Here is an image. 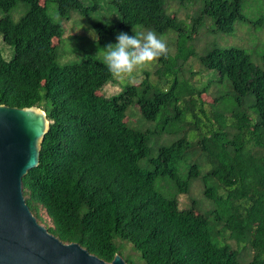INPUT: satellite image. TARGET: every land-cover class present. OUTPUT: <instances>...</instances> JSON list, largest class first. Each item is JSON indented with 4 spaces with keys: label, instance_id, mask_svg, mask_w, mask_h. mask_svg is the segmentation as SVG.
<instances>
[{
    "label": "trees",
    "instance_id": "1",
    "mask_svg": "<svg viewBox=\"0 0 264 264\" xmlns=\"http://www.w3.org/2000/svg\"><path fill=\"white\" fill-rule=\"evenodd\" d=\"M47 1L0 0V104L38 107L49 121L39 162L22 179L37 220L44 210L49 232L105 261L119 253L131 264H264V50L212 42L197 54L187 43L199 28L232 31L245 0H198L189 23L166 0H108L119 19L91 23L99 41L136 28L174 34L153 72L110 94L101 89L115 79L102 59L57 63L65 26ZM53 1L64 21L100 7ZM19 2L27 8L13 20ZM248 24L257 30L264 14ZM190 56L205 81L184 76ZM133 108L140 126L129 122ZM193 170L206 207L178 198L190 194Z\"/></svg>",
    "mask_w": 264,
    "mask_h": 264
},
{
    "label": "water",
    "instance_id": "2",
    "mask_svg": "<svg viewBox=\"0 0 264 264\" xmlns=\"http://www.w3.org/2000/svg\"><path fill=\"white\" fill-rule=\"evenodd\" d=\"M49 121L44 110L0 104V264H131L105 261L77 242H63L29 209L22 179L39 162Z\"/></svg>",
    "mask_w": 264,
    "mask_h": 264
},
{
    "label": "rangeland",
    "instance_id": "3",
    "mask_svg": "<svg viewBox=\"0 0 264 264\" xmlns=\"http://www.w3.org/2000/svg\"><path fill=\"white\" fill-rule=\"evenodd\" d=\"M108 0H86L87 4H99L100 7L95 10H91L87 15H81L78 12H71L70 17L67 21L60 20L56 15L55 3L53 0L47 1V12L53 17L54 20L60 21L65 26V33L62 39L57 43V63L63 64L69 61L80 60L85 55H91L96 58H100L103 60L104 49L106 45L109 43L105 41L94 40L89 35V29H93L91 27V23L95 21L98 17H108L113 19L115 22L118 21L119 16L114 15L113 10L115 9L108 5ZM200 2L195 0V2H185L184 4L173 1L166 0V9L171 14L176 16L178 19L189 23L191 20V16L199 7ZM27 6L19 2L16 4L12 10H10V16L13 20H17L20 15L24 13ZM243 14L244 19L241 21H237L235 23L234 29L230 32H220L218 34H213V32L209 31L208 27L199 28L198 32H193L188 34L190 36V40L187 43H190L193 49L197 54L201 53L204 48H206L212 42H216L219 46H239V47H247L248 50L258 54L264 50V24L261 27H258L257 30H252L249 28L248 22L256 17L257 15L264 14V0H245L243 2ZM137 32L146 33V29L136 28ZM121 31H119L120 33ZM158 36H163L168 44L172 42L174 39V34L172 31L167 30L163 33L156 32ZM118 33L114 36L115 41L111 42L112 44L117 43ZM58 40L53 39V42L56 43ZM0 44L3 47V43L0 40ZM5 48V47H4ZM174 52V47H172ZM10 54H6L3 52L4 57H10ZM183 74L184 76H189L188 70H191L192 80H201L205 81L207 76L205 75V71L202 70L199 62L197 61L196 56H190L185 60ZM149 70L153 72L154 68L151 65H147L141 68H138L134 73L130 76L124 77H114L115 81H111L103 86L101 91H104L107 94L118 92L121 90L124 82L127 80H131V82H138L143 77V70ZM205 100H208L210 97L207 94L202 95ZM129 122L133 126L142 125L143 121L136 111V109H132L128 112ZM167 138V137H165ZM198 171L193 170V185L189 195H180L178 196L179 200L187 199L188 196L193 197L198 204L201 203L202 207H206L210 203L204 202V197L200 191V181L197 177ZM165 183V182H164ZM169 186L166 183V187ZM42 225H51L50 218L47 216L44 210H41ZM248 251V250H247ZM247 251L243 248H240V258L242 262L247 259Z\"/></svg>",
    "mask_w": 264,
    "mask_h": 264
},
{
    "label": "clouds",
    "instance_id": "4",
    "mask_svg": "<svg viewBox=\"0 0 264 264\" xmlns=\"http://www.w3.org/2000/svg\"><path fill=\"white\" fill-rule=\"evenodd\" d=\"M89 35L98 42L95 29H89ZM117 43H109L103 48V62L114 77L130 76L138 68L147 66L161 57H167L169 47L163 36L155 31L137 32L129 35L118 33Z\"/></svg>",
    "mask_w": 264,
    "mask_h": 264
}]
</instances>
